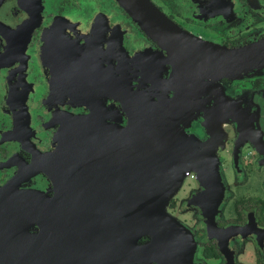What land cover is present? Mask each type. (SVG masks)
Here are the masks:
<instances>
[{"label": "flooded vegetation", "instance_id": "flooded-vegetation-1", "mask_svg": "<svg viewBox=\"0 0 264 264\" xmlns=\"http://www.w3.org/2000/svg\"><path fill=\"white\" fill-rule=\"evenodd\" d=\"M148 2L168 34L118 0H0L2 264H190L156 252L149 236L124 239L121 221L104 219L90 243L73 235L79 210L118 208L132 190L118 138L131 104L161 113L176 96L185 154L149 151L181 160L185 178L166 210L194 237L191 264H264V0ZM229 51L242 55L223 58ZM77 117L107 119L114 146H84ZM209 158L224 187L217 234L200 208Z\"/></svg>", "mask_w": 264, "mask_h": 264}, {"label": "water", "instance_id": "water-1", "mask_svg": "<svg viewBox=\"0 0 264 264\" xmlns=\"http://www.w3.org/2000/svg\"><path fill=\"white\" fill-rule=\"evenodd\" d=\"M118 1L143 26H152L149 20L152 15H155L156 23L148 30H154L159 26L164 28L160 30L161 34H168L171 30L168 20L160 13L151 11L153 8L148 0ZM221 53L223 58L227 59H234L242 55V52L232 51ZM180 107L178 96L167 100L164 107L161 108L163 109L161 113L146 112L144 108H137L133 103L131 104V113L129 114L131 124L127 128H122V135L118 138H120L123 148V166L126 169V164H132L128 170L131 173L134 172L133 175H123V180L129 181L128 186L131 185L132 190H122L120 194L122 205L118 208L79 210L74 218L75 243H90L92 236L95 235L92 233V228L105 227L106 225L113 227L114 221H121L124 239L128 236L136 243L143 236H149L153 239L152 245L156 252L168 249L173 257H186L185 260L191 264L196 247L194 237L188 229L170 217L166 210L169 199L175 196L185 178L184 169H177L181 165V160L178 158L180 154L184 153L181 151L182 135L179 132L180 116L178 111ZM82 119L84 118L72 119L73 122H80L77 123L78 128L74 138L84 139L86 141L84 146L88 144L90 148L92 146L97 148L100 138L111 140V146H114L115 128L108 123L107 119L84 123H82ZM62 128L61 136L71 137L66 130L67 126ZM152 146L166 148L163 153L176 154L178 158L162 157L160 155L162 152L156 155V152L149 151ZM133 147H136V150ZM174 148H180V151H175ZM135 151L137 152L135 153ZM90 154L95 155L89 158L90 167L94 168L93 161H96L97 149H90ZM125 159L129 163L123 161ZM211 159L209 158L210 161ZM210 164L213 166L207 168L208 173L203 174L207 188L202 196L205 203L201 204L200 208L206 218L209 233L217 234L216 216L223 203L224 187L219 175L218 163L212 159ZM196 203L197 199L191 201V205ZM104 219H106V225L103 222ZM95 232L103 233L104 230ZM153 248L150 247L149 250L153 251ZM0 264H2L1 259Z\"/></svg>", "mask_w": 264, "mask_h": 264}, {"label": "rangeland", "instance_id": "rangeland-1", "mask_svg": "<svg viewBox=\"0 0 264 264\" xmlns=\"http://www.w3.org/2000/svg\"><path fill=\"white\" fill-rule=\"evenodd\" d=\"M194 184H195V183H194V182H192L190 185H191V186H194Z\"/></svg>", "mask_w": 264, "mask_h": 264}]
</instances>
